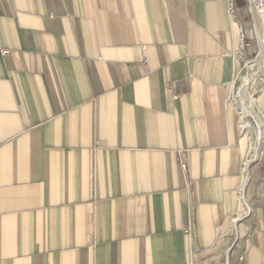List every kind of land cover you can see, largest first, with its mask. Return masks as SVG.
Here are the masks:
<instances>
[{
	"label": "crops",
	"instance_id": "0c3cea01",
	"mask_svg": "<svg viewBox=\"0 0 264 264\" xmlns=\"http://www.w3.org/2000/svg\"><path fill=\"white\" fill-rule=\"evenodd\" d=\"M234 8L0 0V264H264V142L233 98L264 24Z\"/></svg>",
	"mask_w": 264,
	"mask_h": 264
},
{
	"label": "rangeland",
	"instance_id": "374dc122",
	"mask_svg": "<svg viewBox=\"0 0 264 264\" xmlns=\"http://www.w3.org/2000/svg\"><path fill=\"white\" fill-rule=\"evenodd\" d=\"M256 46V45H255ZM256 55L249 56L247 60H245L241 66L240 72L237 75V79L234 85V92H233V98L234 101L237 104L238 112H239V119H240V125L243 127L244 130H246L250 135L254 136V140L256 136L261 135V125L260 122H258L255 119L254 114L250 110V100H249V84L251 83V80L256 77L254 72L252 71L254 68L262 67V64L260 60L256 61ZM255 61V62H251ZM258 62V63H257ZM248 63L255 64L250 71L248 70ZM248 68V69H247ZM251 76V78H250ZM246 89V90H245ZM243 90V93H240V91ZM248 98V99H247ZM240 110V111H239ZM250 128H248V127ZM260 139V136H259ZM256 148V143L252 145V149Z\"/></svg>",
	"mask_w": 264,
	"mask_h": 264
},
{
	"label": "built area",
	"instance_id": "2783aa9c",
	"mask_svg": "<svg viewBox=\"0 0 264 264\" xmlns=\"http://www.w3.org/2000/svg\"><path fill=\"white\" fill-rule=\"evenodd\" d=\"M228 4H229V13L231 14V16H235V8H234V0H228ZM246 6L247 9L251 15V17L255 20V18H259L263 24H264V0H246ZM7 53V52H5ZM251 62H255V61H251ZM263 67H259V68H254L252 71L255 74L261 73ZM251 78V76H250ZM252 79V78H251ZM253 80V79H252ZM251 80V82H252ZM263 140L264 142V129L261 128V135H260V141ZM247 163L244 166L245 172L247 171ZM245 261V256L244 254H240L239 258H238V263H243Z\"/></svg>",
	"mask_w": 264,
	"mask_h": 264
},
{
	"label": "bare ground",
	"instance_id": "6f19581e",
	"mask_svg": "<svg viewBox=\"0 0 264 264\" xmlns=\"http://www.w3.org/2000/svg\"><path fill=\"white\" fill-rule=\"evenodd\" d=\"M254 65H255V64H249V65H248V68H249V69H252V68L254 67ZM245 90H246V89H245ZM240 93H243V90H241Z\"/></svg>",
	"mask_w": 264,
	"mask_h": 264
}]
</instances>
